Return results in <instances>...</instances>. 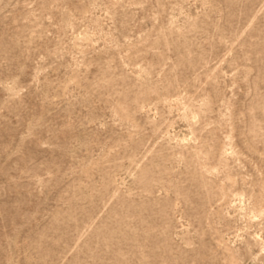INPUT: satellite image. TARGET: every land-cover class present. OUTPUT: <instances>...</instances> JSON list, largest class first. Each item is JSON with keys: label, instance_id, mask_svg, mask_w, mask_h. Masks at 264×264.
Segmentation results:
<instances>
[{"label": "rangeland", "instance_id": "rangeland-1", "mask_svg": "<svg viewBox=\"0 0 264 264\" xmlns=\"http://www.w3.org/2000/svg\"><path fill=\"white\" fill-rule=\"evenodd\" d=\"M0 264H264V0H0Z\"/></svg>", "mask_w": 264, "mask_h": 264}]
</instances>
